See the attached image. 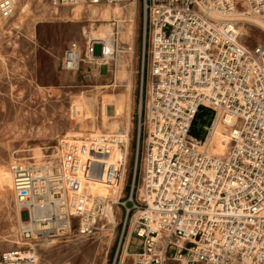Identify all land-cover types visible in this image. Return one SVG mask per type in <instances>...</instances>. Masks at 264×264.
I'll return each mask as SVG.
<instances>
[{"label":"built area","instance_id":"2783aa9c","mask_svg":"<svg viewBox=\"0 0 264 264\" xmlns=\"http://www.w3.org/2000/svg\"><path fill=\"white\" fill-rule=\"evenodd\" d=\"M137 1L144 46L134 151L124 155L121 134H100L64 143L60 170L46 176L12 162L15 198L28 212L20 230L25 244L2 251L0 264H38V238L110 227L104 216L109 202L115 206L117 249L136 250L135 264H264V43H243L232 17L240 8L264 20V0ZM12 5L13 0H0L3 17L11 16ZM96 44L105 54L102 41L88 43L90 52ZM203 109L213 116L203 137H196L191 126ZM217 117L231 128L225 157L206 147ZM94 152L111 153L100 172L108 185L133 160L132 178L126 176L116 201L90 191ZM39 199L48 212L35 210L43 208ZM149 207L152 220L137 214ZM151 223L160 226L151 229Z\"/></svg>","mask_w":264,"mask_h":264},{"label":"rangeland","instance_id":"374dc122","mask_svg":"<svg viewBox=\"0 0 264 264\" xmlns=\"http://www.w3.org/2000/svg\"><path fill=\"white\" fill-rule=\"evenodd\" d=\"M21 3H28L29 6L18 23L20 12L17 5ZM76 6L53 5L47 0H17L12 16L0 24V253L24 246L20 219L28 218L27 210L17 211L13 189L3 192L1 187L3 173L10 172V164L15 161L25 163L12 160L11 148L21 147L27 156L38 152L43 158L46 146L52 147L57 140L60 144L67 136H99L93 134L98 128L91 124L92 112L84 107L81 100L85 94L99 91L115 92V96L109 93L104 102H100V95L96 100L99 125L103 120L101 104L105 107L107 121L102 134H121L125 126L122 113L126 82H119L115 88H102L115 81L116 59L111 61V66L101 69L103 74L98 73L96 65L87 62L88 58L84 55L87 37L83 34V26L88 25V13L84 11L74 15L75 21L65 16L70 9L75 12ZM56 9L59 12H55ZM138 11L133 53L129 61L125 58L132 82L133 101L131 123L127 124L132 141L126 157H130L135 149L140 108L144 40L141 11ZM239 19L244 23L242 42L250 46L264 43L262 23L247 15ZM72 42H78L80 54L76 60L77 67L69 71L64 67V55ZM94 54H101L100 44L94 46ZM72 106L76 108L74 118H71ZM204 110L210 120L212 112ZM194 133L200 137L204 134L200 123ZM110 156L111 153H104V158ZM95 160L101 161L102 156H95ZM132 163L133 160L125 172L128 181L132 178ZM106 227V224L103 228L99 224L89 234L71 229L64 232L56 245L48 250L37 246L39 264H122L123 260L125 264H135L136 255L132 253L136 250L129 249L128 254L123 253L121 245L118 251L119 236L114 235L110 240ZM17 236L22 245L15 241Z\"/></svg>","mask_w":264,"mask_h":264},{"label":"bare ground","instance_id":"6f19581e","mask_svg":"<svg viewBox=\"0 0 264 264\" xmlns=\"http://www.w3.org/2000/svg\"><path fill=\"white\" fill-rule=\"evenodd\" d=\"M16 4H17V0H13L12 14L14 13L15 9L18 7L20 15L17 21L18 23H20L22 21L21 19L22 16L27 12L29 4L21 3V4H18L17 7H16ZM73 4L74 5L77 4L74 10L75 12H73L70 9V12L67 13L66 15L73 21H75L74 15L80 14L84 11L88 13V18H87L88 25L83 26V34L87 37V44L94 43L95 41H102L105 46L104 48V51H106L105 54L95 55L94 53L90 52V47L87 45L86 52L84 53V55H86L88 58L87 62L93 65H96L98 73L103 74L101 73V69L105 66H109V65L111 66L112 65L111 61L116 59V71H115V77H114L115 81L110 86L103 85L102 88L103 89H109L112 87L115 88L118 86L119 82H123V81L126 82L127 88H126V91H124L123 93L124 97H123V113H122V116H123L122 119H124L125 126L123 127V130L121 131V134H122L121 136L122 137L124 136L126 139L125 146L123 149V153L124 155H126L129 152L130 145H131V138H130V135H128L127 124L131 123L132 104H133L132 103L133 102L132 101V88H131L132 82L129 80V70L127 68L128 62L126 61V59L129 61L133 53V40H134L135 28L137 26V18H138V12H139L138 11L139 9L138 1L132 0L131 2H117V3H106V4H91V3L87 4L84 2H76V3L64 4V5H73ZM233 11L234 12L232 14V17L235 18L234 20L238 24L237 29L239 33L241 34H242V29L244 28V23L241 21L239 22L240 20L239 17L241 16L247 15L248 17L257 20L258 22L264 25V20L261 19L260 17L248 14L240 8H235ZM8 18L9 17L7 18L3 17L0 12V24H3ZM15 23L13 24L16 25ZM78 46H79L78 42H72L70 47L67 49L64 55V67L68 70L69 69L72 70L77 67L76 60L80 54L79 53L80 49ZM111 50L115 51L113 58H112V55L109 54ZM126 53H129V55H127ZM109 93H111L112 96H115L114 91L112 92L99 91V92L92 93L90 95L85 94V96H83L81 99L84 107L89 108V110L92 112L91 124H93L94 128L95 127L98 128V130L94 131L93 134L95 133H97L98 135L102 134V132L104 131L105 123H106L105 121H107L105 117L106 115L104 113L105 107L102 106L101 104V109H102L101 117L103 120L102 122L100 121L101 122L100 125L98 123L99 118L96 113L97 97L100 95V102H104L105 97ZM75 114H76V108L72 106L71 118H74ZM226 120L232 123L233 121H235V117L228 116ZM230 135H231L230 125L227 124L225 121H223L220 117H217L206 140V147L207 149H209L208 151H210V153L212 154H215V155L217 154V156L219 157L222 155H223L222 157L227 156L229 149H230V144H229ZM79 139H83V138L77 137V136L76 137L67 136L65 137V140L60 144H59V141L57 140V142L52 147L46 146L43 149V151L45 152L43 158H42V155L38 152L36 153L31 152L29 153V156H27L21 147H14V148L12 147L11 148L12 160H22L25 162V164L39 169V171L42 172V175L46 176V174H52L60 170L64 143L68 141H74V140L79 141ZM86 139H90V137L88 138L86 137ZM97 155L102 156V160L99 162L95 160V156ZM29 158H32V160ZM109 158L110 157L104 158V153H98V152H94L93 157L90 158V162L92 161V165H93L92 166L93 168L90 172L91 176L89 178L90 183H91L90 191L94 195H98L99 197H102V198L111 197L116 201L118 196L120 195L121 189L123 188L125 180H126L125 178V172H126L125 168L126 167H124L123 165L122 166L123 168L119 176L117 177L116 182L112 184L109 183L108 185L103 180L102 174H100V172H101L102 165ZM41 159L42 161H40ZM13 186L14 185H13L12 171L10 170V172H6V173L4 172L3 178H2V186H1L3 192L7 191L8 188L9 189L12 188L14 192ZM40 187L41 186L38 185L37 190L40 191ZM14 195H15V192H14ZM140 197H143L142 191H140ZM15 200L18 205L17 211L20 213L21 207H20L19 201L17 200V198ZM44 203H45L44 199H39L38 201H36V204L43 206L42 210H40L39 208H35V210L38 213H42V211L48 212L50 210L49 205H46ZM150 203L152 204V207L154 208L155 204H153L152 202ZM114 207L115 206L113 205V202L112 203L109 202L106 205L107 209L104 215V216H107L111 224L110 227L108 226L106 227L107 234L109 235L110 240H112L115 235L113 225L116 224V221H117V218L115 220ZM94 209L96 213L97 208H94ZM117 211L119 210L117 209ZM151 211L152 210L149 207V209L145 208L144 211L140 210L139 212H137V214L147 213L149 214L147 216H149L150 220H152L154 215L153 214L150 215ZM112 212H113V217H111ZM23 221H24L23 219H20V230H22V226H24ZM158 226H160L159 223L158 224L151 223L150 228L155 229V228H158ZM80 232L81 234H84L82 233L83 231H80ZM165 232L166 231L162 229L160 231V234H163ZM63 234L64 233H58L56 235L50 236L45 239L38 238V240L34 243L35 253L33 252L35 258H37L38 264H39L38 258L40 256H38V252L36 251L37 246L48 250L49 248L56 245V243L58 242V240L61 238ZM16 238L17 239L15 241L17 242V244L22 245L23 242L21 241L19 236H17ZM132 254L136 255V253H132ZM122 264H125L124 260L122 261Z\"/></svg>","mask_w":264,"mask_h":264},{"label":"trees","instance_id":"16d2710c","mask_svg":"<svg viewBox=\"0 0 264 264\" xmlns=\"http://www.w3.org/2000/svg\"><path fill=\"white\" fill-rule=\"evenodd\" d=\"M208 120H209V114L206 112V110L203 109V110L199 111L194 117V120H193V123L191 126V130H190L191 134L196 136V137H200L194 133V130H196V127L199 123L204 128V125H206L210 122L211 117H210L209 122H207ZM202 137H203V135H202Z\"/></svg>","mask_w":264,"mask_h":264},{"label":"crops","instance_id":"0c3cea01","mask_svg":"<svg viewBox=\"0 0 264 264\" xmlns=\"http://www.w3.org/2000/svg\"><path fill=\"white\" fill-rule=\"evenodd\" d=\"M55 12H59V10L58 9H56V10H54ZM67 15V13L65 14V16Z\"/></svg>","mask_w":264,"mask_h":264}]
</instances>
